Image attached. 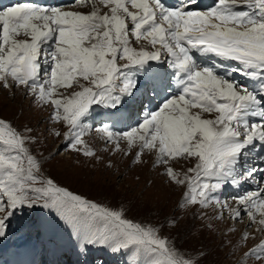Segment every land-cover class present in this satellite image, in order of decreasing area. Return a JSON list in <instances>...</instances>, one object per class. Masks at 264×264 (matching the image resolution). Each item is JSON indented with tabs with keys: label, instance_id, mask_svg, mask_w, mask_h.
<instances>
[{
	"label": "snow or ice",
	"instance_id": "1",
	"mask_svg": "<svg viewBox=\"0 0 264 264\" xmlns=\"http://www.w3.org/2000/svg\"><path fill=\"white\" fill-rule=\"evenodd\" d=\"M0 89L47 106L56 126L45 131L62 137L67 152L150 161L181 190L177 209L231 221L225 236L239 231L241 245L254 241L237 264H264V0H213L206 8L198 0H17L0 8ZM97 109L105 114L100 127ZM40 144L32 127L0 116V241L28 210L35 218L26 232L54 255H75V264H107V255L122 264L206 258L189 255L165 230H179L177 218L141 220L123 204L63 186L46 174ZM257 174L255 190L231 197L235 205L223 198Z\"/></svg>",
	"mask_w": 264,
	"mask_h": 264
},
{
	"label": "rangeland",
	"instance_id": "2",
	"mask_svg": "<svg viewBox=\"0 0 264 264\" xmlns=\"http://www.w3.org/2000/svg\"><path fill=\"white\" fill-rule=\"evenodd\" d=\"M69 2H60L55 5H67ZM8 6L4 5V7ZM4 7L0 6V8ZM73 10L87 11L88 9L77 7ZM49 112L50 109L47 106L33 103L31 97H25L19 91L13 96L6 90L0 89V116L11 120L17 126L32 127L34 132L40 135L41 144L35 151L42 153L45 158L43 163L46 174L56 178L63 186H68L89 198L109 205L123 204L130 209V216L141 220L164 222L165 216L177 218L180 225L179 230L169 229L167 226L165 230L171 231L172 239L177 241L189 255L196 257L199 251H204L206 258L201 260V264H237L241 253L254 243L249 239L246 244L241 245L239 231L236 234L225 236L226 227L232 223L231 221L193 219L190 213L186 215L184 210L177 209L176 204L181 190L166 183L165 177L159 175L158 169L151 167L150 161L149 164L137 166L131 165L130 158L122 155L110 156L100 153L104 156V160L97 161L65 151L62 137L56 138L45 131V129L56 126L54 122L49 121ZM97 112L100 114L93 117V123L95 127H100L101 122L105 121V114L100 109H97ZM120 127L122 125L118 124V130ZM90 142L100 146L95 136L90 139ZM58 147L59 155L50 158L49 153H54ZM109 159L113 162L112 168L106 167ZM188 166L191 165L185 167ZM259 179V174H257L256 180L249 181L243 189L228 186L223 192V198L235 205L231 197L242 191L255 190ZM208 213L209 216L213 215L211 209ZM17 215L19 219L14 218L12 221L11 238L0 241V247L4 249L0 251V264H7L8 257L19 252L27 242L30 246L37 247L41 253L47 252L48 254L47 258H41L37 264L50 261L52 253L46 251L35 234H29L25 230L24 226L35 218L34 214L26 210L23 214L18 213ZM246 222L245 217L244 223ZM208 223H212L213 228H206L205 225ZM244 223L236 225L237 229L242 230ZM229 240L232 243H229ZM122 259V257L111 255L105 256L107 264H122ZM75 261L76 256L71 253L61 256V264H75ZM246 264H258V262L253 258Z\"/></svg>",
	"mask_w": 264,
	"mask_h": 264
},
{
	"label": "bare ground",
	"instance_id": "3",
	"mask_svg": "<svg viewBox=\"0 0 264 264\" xmlns=\"http://www.w3.org/2000/svg\"><path fill=\"white\" fill-rule=\"evenodd\" d=\"M42 1L45 3L53 4V2H51V1H54V0H41V2ZM175 1L179 2V0H168V2H175ZM15 2H17V0H0V6L1 7H4V5L10 6L11 4H13ZM212 2H213V0H206L204 2L202 0H198V4L201 8H206V7L210 6L212 4ZM99 119L100 118H98V120ZM231 190H232V188H231ZM232 194H234V192H232ZM38 256H39V251L37 249H30L28 246H25L22 248L20 253L11 257L8 264H36V262L38 261ZM60 256H61L60 253H56L55 255L53 254L51 264H53V262L56 260H60V262H61ZM45 264H47V263H45Z\"/></svg>",
	"mask_w": 264,
	"mask_h": 264
}]
</instances>
